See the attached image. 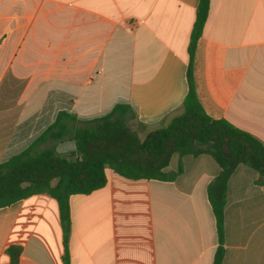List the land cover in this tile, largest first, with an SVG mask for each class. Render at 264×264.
<instances>
[{
	"label": "crops",
	"instance_id": "0c3cea01",
	"mask_svg": "<svg viewBox=\"0 0 264 264\" xmlns=\"http://www.w3.org/2000/svg\"><path fill=\"white\" fill-rule=\"evenodd\" d=\"M200 0H0V163L19 154L60 110L79 118L129 104L144 139L182 113L189 45ZM199 102L264 143V0H210L194 55ZM66 140V139H65ZM57 151L76 152L70 139ZM54 142V143H52ZM172 181L128 179L70 197L69 264H264V186L239 165L219 239L208 186L221 166L210 152L174 155ZM55 183V182H54ZM65 264L59 204L36 194L0 208V264Z\"/></svg>",
	"mask_w": 264,
	"mask_h": 264
},
{
	"label": "trees",
	"instance_id": "16d2710c",
	"mask_svg": "<svg viewBox=\"0 0 264 264\" xmlns=\"http://www.w3.org/2000/svg\"><path fill=\"white\" fill-rule=\"evenodd\" d=\"M210 0H200L189 45V92L182 113L168 124L149 132L144 139L130 126L132 107L116 103L108 112L79 118L60 110L55 121L29 147L0 163V208L36 194L57 200L64 232L65 264L70 263L68 240L71 231L70 197L90 194L107 184V170L134 180L172 181L183 173L180 166L168 171L174 155L212 153L221 166L208 186V197L216 217L219 239L225 229V207L229 180L239 165L258 173L264 186V143L225 119H213L203 110L193 74L194 55L208 18ZM73 139L76 152L64 157L49 141ZM55 182V183H54ZM7 253L17 264L21 247L10 246ZM224 248L216 252L214 264H223Z\"/></svg>",
	"mask_w": 264,
	"mask_h": 264
},
{
	"label": "rangeland",
	"instance_id": "374dc122",
	"mask_svg": "<svg viewBox=\"0 0 264 264\" xmlns=\"http://www.w3.org/2000/svg\"><path fill=\"white\" fill-rule=\"evenodd\" d=\"M1 43V42H0ZM19 86H16L15 89H11L8 93H6L5 90L0 91V111H3V109H6L7 107H4L8 101H11L19 92ZM66 142L64 143H70V139H66ZM54 143V142H52ZM61 142L56 144L57 149L61 148Z\"/></svg>",
	"mask_w": 264,
	"mask_h": 264
}]
</instances>
